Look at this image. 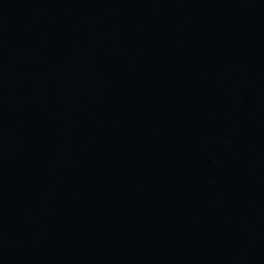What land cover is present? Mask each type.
<instances>
[{
	"label": "water",
	"instance_id": "water-1",
	"mask_svg": "<svg viewBox=\"0 0 264 264\" xmlns=\"http://www.w3.org/2000/svg\"><path fill=\"white\" fill-rule=\"evenodd\" d=\"M0 264H264V0H0Z\"/></svg>",
	"mask_w": 264,
	"mask_h": 264
}]
</instances>
